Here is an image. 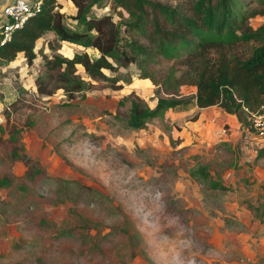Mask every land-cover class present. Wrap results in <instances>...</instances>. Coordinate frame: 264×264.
I'll list each match as a JSON object with an SVG mask.
<instances>
[{"label":"rangeland","instance_id":"1","mask_svg":"<svg viewBox=\"0 0 264 264\" xmlns=\"http://www.w3.org/2000/svg\"><path fill=\"white\" fill-rule=\"evenodd\" d=\"M8 1L0 0V10ZM158 1L189 8L194 0ZM58 2L74 24L76 6ZM252 4L257 13L248 24L264 26V5ZM93 12L130 17L111 0ZM253 44L238 41L206 54L212 62L221 54L231 61L247 56ZM83 49L47 31L36 41L32 63L23 52L0 59V179L7 178L0 185V264H264V156L255 159L256 149L251 156L243 150L255 133L243 123L246 114L235 115L240 125L233 131L218 122L225 110L198 107L196 88L186 82L178 95L182 104L143 127H129L131 92L150 106L165 95L140 77L136 63L104 69L121 77L119 88L105 78L90 79L77 65L87 81L83 90L72 98L62 88L39 94L35 78L45 72V57ZM85 50L98 55L93 47ZM181 60L160 57L152 65L162 74L171 65L181 73ZM15 129L20 133L14 140ZM13 145L35 160L33 169L10 159ZM197 164H206L231 189H212L191 177L186 168Z\"/></svg>","mask_w":264,"mask_h":264},{"label":"trees","instance_id":"2","mask_svg":"<svg viewBox=\"0 0 264 264\" xmlns=\"http://www.w3.org/2000/svg\"><path fill=\"white\" fill-rule=\"evenodd\" d=\"M70 1L76 6V13L71 15L74 24L66 21L58 0H41L40 8L12 32L10 39L0 42V59L10 61L18 52H23L28 63L37 56L36 41L47 31H53L62 41L84 48L73 52L72 56L54 53L45 57V72L35 78L39 94L49 95L62 88L72 98L75 92L83 90L87 81L77 72V65L83 67L90 79L105 78L112 81L113 87L119 88L122 84L115 83L121 77L108 76L104 69L116 71L121 66L136 63L142 71L140 77L150 78L165 95L159 96L150 106L131 92L126 121L132 128L143 127L147 119L163 118L167 110L182 104L184 100L178 95L181 85L186 82L196 88L198 107L218 104L226 112L239 117L240 111L246 114L245 107L255 109L264 102V26L253 28L248 24L249 18L257 13L252 4L254 0H194L189 8L158 0H111L115 6L130 13V17L124 20H115L111 13L95 14L93 7L102 0ZM256 1L264 5V0ZM124 33L129 37L124 39ZM251 40L254 44L243 58L230 61L221 54L212 62L206 54L212 47L217 49ZM87 47L95 48L98 55L91 56L85 50ZM160 57L184 59L186 69L178 73V69L171 65L164 74L159 73V68L152 64ZM123 104L119 102V105ZM7 109L8 104L2 112L5 120L8 119ZM115 116L119 117L118 114ZM245 122L248 125L246 117ZM4 127L5 123L0 122V132ZM18 133L19 129L13 130L11 138L17 139ZM20 149L13 145L9 157L12 161H22L30 170L35 160ZM263 156L264 146L258 147L255 159ZM186 170L191 177L212 189L229 190L232 187L214 177L206 164H197ZM38 172L39 169L35 168L32 176ZM6 180V177L1 178L0 185ZM58 181L72 182L63 178ZM260 207L264 212V202Z\"/></svg>","mask_w":264,"mask_h":264},{"label":"built area","instance_id":"3","mask_svg":"<svg viewBox=\"0 0 264 264\" xmlns=\"http://www.w3.org/2000/svg\"><path fill=\"white\" fill-rule=\"evenodd\" d=\"M41 5V0H11L5 3L0 10V42L10 39L12 32L21 27ZM247 116V130L253 131L254 137L246 144V151L250 152L264 146V102L255 109L244 108Z\"/></svg>","mask_w":264,"mask_h":264},{"label":"crops","instance_id":"4","mask_svg":"<svg viewBox=\"0 0 264 264\" xmlns=\"http://www.w3.org/2000/svg\"><path fill=\"white\" fill-rule=\"evenodd\" d=\"M224 112L226 113L225 116L221 115L220 119H218V122L226 121L228 124H230V127L233 129V131L236 128H239V125L240 124H238L239 122H238V119L236 118V116L234 114H230V113H228L226 111H224ZM223 140L230 141V140H232V138H231V136H229V137L226 136ZM242 147H243V150L246 152L247 146L246 145H242ZM253 150H254V148H253ZM253 150H251L248 153V156H251L252 155Z\"/></svg>","mask_w":264,"mask_h":264}]
</instances>
